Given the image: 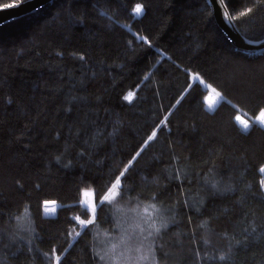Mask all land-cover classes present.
<instances>
[{"label":"trees","instance_id":"1","mask_svg":"<svg viewBox=\"0 0 264 264\" xmlns=\"http://www.w3.org/2000/svg\"><path fill=\"white\" fill-rule=\"evenodd\" d=\"M224 4L246 40L264 39V0ZM260 109L264 52L235 49L207 0H53L1 25L0 264H100L111 205L71 232L90 219L83 193L99 205L125 168L121 203L154 207L167 225L159 264H264V128L234 120Z\"/></svg>","mask_w":264,"mask_h":264},{"label":"rangeland","instance_id":"2","mask_svg":"<svg viewBox=\"0 0 264 264\" xmlns=\"http://www.w3.org/2000/svg\"><path fill=\"white\" fill-rule=\"evenodd\" d=\"M135 15V14H134ZM191 81L201 82L198 77L191 76ZM202 86L207 88L208 86L202 83ZM209 95L215 97V94L210 91ZM246 125L252 123L261 125L260 121L264 122V113L262 112L256 118H248L243 114H239L236 118ZM242 130V126L237 123ZM88 193V195H85ZM85 202L89 205L88 210L90 212V219H94V215L91 211V205H94L92 193L86 191L81 198V204L85 207ZM96 205V204H95ZM114 211L115 227L111 234H99L95 238V246L97 248L98 257L103 255L105 260L100 264H159L156 261L154 254L155 240L159 232L164 228L161 225L165 224L162 221L161 214L154 207H137L121 203L120 199L110 204ZM47 207H45L46 209ZM56 209L54 207H48L47 209ZM47 215H53L52 211H45ZM154 227H150L153 225ZM84 225L77 223L76 227L72 229L71 238L74 240L77 232H80ZM159 231H156V229ZM151 233V235H149ZM116 245L115 251L112 250V246ZM55 264V261H54Z\"/></svg>","mask_w":264,"mask_h":264},{"label":"snow or ice","instance_id":"3","mask_svg":"<svg viewBox=\"0 0 264 264\" xmlns=\"http://www.w3.org/2000/svg\"><path fill=\"white\" fill-rule=\"evenodd\" d=\"M25 0H16L15 3H10V4H5L4 7L5 8H13V7H18L20 6V4L24 3ZM220 3H223L224 0H219ZM252 9H248V12H251ZM132 12L135 14V16H140L143 14V6L142 4H139L137 3L135 5V7L132 9ZM101 15H107V13H101ZM227 15V14H225ZM246 15V13H241V16H244ZM109 20H112V17H109ZM138 39H141L143 41H145L146 43L148 42L147 39L145 37H138ZM81 59H83V57H81ZM145 79H148V77H145ZM201 83H203V81H201ZM211 91L212 93L215 94V97L217 98H220L221 97V92L217 90L216 87L212 86L211 87ZM135 93L133 92H128L127 95H125L123 97V99L125 101H128V102H132L133 100V97H134ZM204 104L207 105V107L209 109H212L214 104L216 103V99L212 96V95H206L204 96V100H203ZM180 101H177V104H179ZM261 110H264V109H260ZM167 119V118H165ZM234 120L239 123L242 128L246 131L249 129L250 125L249 123L246 125L245 123L241 122L240 120H237L236 119V116L234 117ZM161 124L164 123V121H160ZM261 125H264V122L260 121ZM157 137V132L156 131H152L150 135L147 136V139L144 140L142 143L145 144V145H148V143L150 141H153L154 138ZM143 151V149H141V151H138L136 153V156L139 157L141 155V152ZM59 159V158H58ZM129 171L128 168H125L123 172H120L119 175L115 178V182L114 183H111L110 182V186L106 187L105 188V193L102 195V199L99 201V205H91V211L93 213V215H95L96 211H97V207H103L105 205V203H108V204H112L114 202L117 201V198H122L123 196V187H122V180L121 178L122 177H125V174ZM261 172H264V168H261L260 169ZM211 188L214 189V190H217V191H220V189L217 188V184L216 183H212L211 185ZM224 191H227L228 189L225 188L223 189ZM85 195H88V193H85ZM48 202L45 201V204H47ZM88 207L89 205L87 204V202H85V213H87L88 211ZM45 211H52V212H55V209H45ZM76 219L79 221V224L80 225H84V226H87V225H91L94 223V220L93 219H81L80 217H76ZM162 227H166L167 225L166 224H162L161 225ZM150 227H154V224L153 225H150ZM156 231H159V229L157 228ZM77 236H80L81 233L80 232H77L76 233ZM149 235H151V233H149ZM115 248H116V245H113L112 246V250L115 251ZM99 259L101 261H104L105 260V256L101 255L99 256ZM221 260H224L225 257L224 256H221L220 257ZM60 260H61V257L59 255H56L54 257V261H55V264H60Z\"/></svg>","mask_w":264,"mask_h":264},{"label":"water","instance_id":"4","mask_svg":"<svg viewBox=\"0 0 264 264\" xmlns=\"http://www.w3.org/2000/svg\"><path fill=\"white\" fill-rule=\"evenodd\" d=\"M52 1L53 0H26L18 7H1L0 26L12 20L27 16ZM207 1L211 7L215 23L235 49L251 54H260L264 52V39L258 42L246 40L235 27L224 2L220 3L219 0ZM55 205V202L43 204L44 207H54Z\"/></svg>","mask_w":264,"mask_h":264},{"label":"bare ground","instance_id":"5","mask_svg":"<svg viewBox=\"0 0 264 264\" xmlns=\"http://www.w3.org/2000/svg\"><path fill=\"white\" fill-rule=\"evenodd\" d=\"M48 208V207H47Z\"/></svg>","mask_w":264,"mask_h":264}]
</instances>
